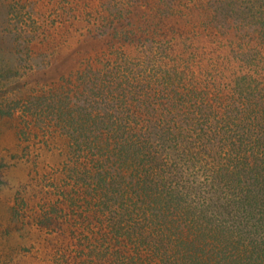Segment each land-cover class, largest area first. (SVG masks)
Wrapping results in <instances>:
<instances>
[{
    "label": "trees",
    "instance_id": "1",
    "mask_svg": "<svg viewBox=\"0 0 264 264\" xmlns=\"http://www.w3.org/2000/svg\"><path fill=\"white\" fill-rule=\"evenodd\" d=\"M99 1L111 16L132 18L130 0ZM232 1L228 8L244 23L227 16L223 3L206 18L212 32L235 33L227 46L238 60L231 76L212 77L213 99L195 85L175 89L181 71L132 22L114 26L124 48L118 42L87 60L74 90L33 97L57 114L70 147L96 148L110 163L109 172L94 175L92 220L101 223L100 239L121 234L132 247L101 248L114 251L105 263L264 264V75L256 67L264 57L237 37L249 24L264 36V3L247 0L242 9ZM160 82L167 84L165 112L149 100ZM135 210L142 218L133 232L125 227Z\"/></svg>",
    "mask_w": 264,
    "mask_h": 264
},
{
    "label": "rangeland",
    "instance_id": "2",
    "mask_svg": "<svg viewBox=\"0 0 264 264\" xmlns=\"http://www.w3.org/2000/svg\"><path fill=\"white\" fill-rule=\"evenodd\" d=\"M99 2L0 0V264H110L104 260L110 261L107 256L116 245L127 248L125 235L100 239L101 223L97 217L92 220L98 190L94 175L109 172L110 163L96 148L91 153L75 144L70 147L57 114L33 102L34 95L43 92L51 96L74 90L71 81L77 83L87 60L117 47L114 26L132 22L151 35V50L181 71L175 89L195 85L208 95L214 75L231 76L238 68L237 56L227 46L235 33L229 35L222 27L216 34L206 24L219 3L227 16L244 23L240 13L228 8L232 0H130L132 18L127 14L123 19L111 16ZM248 3L237 1L242 9ZM262 3L256 0V7ZM250 25L237 35L238 42L264 57V36H256ZM119 45L124 48L123 42ZM256 67L264 75V62ZM166 96L167 84L160 82L149 100L161 103L163 110ZM141 212L129 215L133 220H127L126 229L133 230ZM107 246H113L112 251L100 250Z\"/></svg>",
    "mask_w": 264,
    "mask_h": 264
}]
</instances>
